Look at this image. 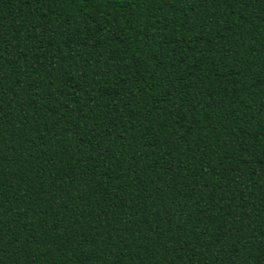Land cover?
<instances>
[{
  "label": "trees",
  "instance_id": "trees-1",
  "mask_svg": "<svg viewBox=\"0 0 264 264\" xmlns=\"http://www.w3.org/2000/svg\"><path fill=\"white\" fill-rule=\"evenodd\" d=\"M0 264H264V0H0Z\"/></svg>",
  "mask_w": 264,
  "mask_h": 264
}]
</instances>
